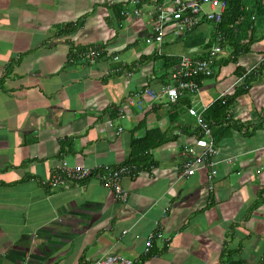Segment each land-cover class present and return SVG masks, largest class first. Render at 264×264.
Segmentation results:
<instances>
[{
	"label": "crops",
	"instance_id": "1",
	"mask_svg": "<svg viewBox=\"0 0 264 264\" xmlns=\"http://www.w3.org/2000/svg\"><path fill=\"white\" fill-rule=\"evenodd\" d=\"M131 6L0 0V264H86L107 252L133 264H264V9L252 22L249 50L235 55L225 43L200 95L185 94L168 110L162 97L138 108V92L166 82V58L204 55L214 28L203 21L179 36L169 31L158 47L145 42L152 0L139 15L118 13ZM97 48L102 55L90 62ZM257 64L246 78L249 94L238 95L227 121L213 125L215 178L200 170L176 180L183 131L150 149L152 161L137 176L123 178L125 202L94 173L55 188L42 183L60 159L116 165L127 160L130 139L147 129L192 127L188 107L201 110L231 86V94L240 91L243 69ZM234 118L241 130L230 127ZM233 156V164L225 161ZM153 229L161 236L144 253Z\"/></svg>",
	"mask_w": 264,
	"mask_h": 264
},
{
	"label": "built area",
	"instance_id": "2",
	"mask_svg": "<svg viewBox=\"0 0 264 264\" xmlns=\"http://www.w3.org/2000/svg\"><path fill=\"white\" fill-rule=\"evenodd\" d=\"M143 2H147V0H130L132 7L123 9L121 13L126 17L139 15ZM152 4L153 9L149 21L150 32L145 37V42L155 43L160 47L169 31L173 35L179 36L182 33L192 31L204 19L219 23L227 7V0H170L169 2L152 0ZM223 41V33L219 30L216 33L215 42L206 50V56L196 57L188 53L181 54L176 65L169 70L166 82L158 90L151 87L141 89L137 94L138 102L135 105L141 109L144 100L155 102L160 97H166L167 101L174 102L184 94L200 95V83L195 76H212L216 72L217 61L223 53ZM101 55L102 49H93L87 54V59L92 62ZM112 58L117 60L119 57L114 55ZM117 69L119 67L114 70ZM111 71L107 69L104 73L108 74ZM225 92V90L222 91L220 96ZM204 106L201 110H197L194 106L187 109L188 114L194 117L195 125L202 134L200 136L194 135L191 140L187 138L184 140L183 159L176 180H183L200 170L205 171L207 179L211 180L216 176L217 146L211 135L209 123L203 117V110L208 104ZM179 131L176 130V133ZM235 160V156L225 158L229 164H233ZM140 171V166L135 163L97 164L93 167H86L81 164H70L67 160L60 159L47 181L42 183L55 188L66 183L79 182L90 173H94L110 189L116 200L125 202L127 192L122 185V180L127 176H137ZM155 225L156 228H159L161 221H155ZM160 236L161 234L154 229L148 233L144 253L149 252L154 240ZM86 264H133V260L117 252H107Z\"/></svg>",
	"mask_w": 264,
	"mask_h": 264
},
{
	"label": "trees",
	"instance_id": "3",
	"mask_svg": "<svg viewBox=\"0 0 264 264\" xmlns=\"http://www.w3.org/2000/svg\"><path fill=\"white\" fill-rule=\"evenodd\" d=\"M261 8L264 9V5L261 4V0H227V9L223 15L222 20L219 23H213L210 21H207V22H209L213 26L214 28L213 33L216 34V32L219 30L223 33V36H224V41L222 43L223 47H225L226 45L225 43L229 42L230 46L234 48L233 53L236 55L237 52L240 53L247 49L249 50L252 42L255 40V37L252 36L253 23L252 21H249L248 18L251 13H254V15H258L260 13L258 10ZM120 11H121V8L119 7L118 13ZM245 18L247 20H245ZM215 34H213V37H211V39L208 40L207 42L208 47H211L213 43L215 42V39H216ZM204 56H206V53L202 56L198 55L196 57H204ZM230 58L231 57H229V59ZM178 59L179 57L166 58L165 67L166 68L174 67L176 65L175 63L178 62ZM176 60L177 62H175ZM261 61L262 59H260L259 62ZM118 67L120 69L121 67L120 64L118 65ZM257 67H260V64H257L247 70L243 69V73L241 77H244V79L241 83L242 89L240 91L236 89L234 93L231 94L230 89L232 86L227 89H224L226 92L221 96L219 95L220 97L215 99L210 105H208L203 110V117L209 123V127L211 129V135L214 138L215 145L217 143V135L215 134L216 129H213V125L221 124L222 122L227 121L225 117L227 115L228 109L231 106H233V104L235 103V98L238 95L240 94L242 95V93H245L243 95L246 96L249 94L251 90L250 88L252 87H251L249 80H247L246 78L252 75L254 76V74H256ZM215 73L216 72H214L213 75ZM203 77H211V76H203V75L195 76L196 80H198L199 83ZM145 87H150V86L146 85ZM155 90H158V89H155ZM182 96L183 95L179 96V98L174 102H169L167 101L166 97H162V99H165L164 106L168 110H171L172 107L179 106L180 105L179 101L181 100ZM162 99L160 97L157 101L162 100ZM174 116H170L172 120H174ZM249 119L250 118H248L247 120ZM232 123L233 125L229 123L230 127L235 126L241 130L240 126L242 122L235 121V118H234ZM180 127L183 130L182 131L180 130L181 132L179 131V134L176 133L177 129L174 131L172 130V128L168 130L166 129L162 130L160 127L157 126V127H152V128L147 129L145 133L139 137L131 138L130 139V149L128 152V158L126 162L138 163L140 165H148L152 161L151 154L148 153L150 149H153V148H156L162 145L163 143L167 142L169 139H175L177 138V136H181L183 131H185V134L187 133L186 137L189 140H191L194 135L200 136L202 134L201 131L198 130V127L195 125V119H194V124L192 125V127H190L189 124L188 125L185 124ZM183 143H184V140H183ZM262 194H264V188L260 190L259 192V195H262Z\"/></svg>",
	"mask_w": 264,
	"mask_h": 264
},
{
	"label": "clouds",
	"instance_id": "4",
	"mask_svg": "<svg viewBox=\"0 0 264 264\" xmlns=\"http://www.w3.org/2000/svg\"><path fill=\"white\" fill-rule=\"evenodd\" d=\"M129 2H130V0H129ZM132 5V4H131ZM132 7V6H131ZM226 9H227V7H226ZM226 9H225V11H224V13L226 12ZM246 9H247V7H246ZM123 9H121V11H122ZM224 13H223V15H224ZM222 18H223V16H222ZM249 21H254V19H255V15H254V13H251L250 15H249ZM203 21H210V22H212L211 20H206V19H204ZM203 21H201V22H203ZM217 33V32H216ZM216 35V34H215ZM209 48V47H208ZM222 54H224V47H223V53ZM221 54V55H222ZM189 115V114H188ZM119 130H121V127H119ZM182 162V161H181ZM121 163H133V162H126V161H123V162H121ZM118 164H120V163H118ZM135 164H137L138 166H140V168H141V165L140 164H138V163H135ZM117 165V164H116ZM127 177H131V176H127ZM133 177H135V176H133ZM126 190V189H125ZM127 192V191H126Z\"/></svg>",
	"mask_w": 264,
	"mask_h": 264
}]
</instances>
